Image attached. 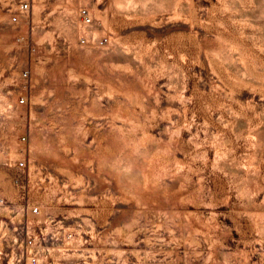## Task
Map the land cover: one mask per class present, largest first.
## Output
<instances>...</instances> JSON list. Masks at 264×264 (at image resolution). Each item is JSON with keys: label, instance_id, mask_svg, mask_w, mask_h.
I'll return each instance as SVG.
<instances>
[{"label": "rangeland", "instance_id": "1", "mask_svg": "<svg viewBox=\"0 0 264 264\" xmlns=\"http://www.w3.org/2000/svg\"><path fill=\"white\" fill-rule=\"evenodd\" d=\"M19 2L0 264L31 236L55 264H264V0H31L14 23Z\"/></svg>", "mask_w": 264, "mask_h": 264}, {"label": "built area", "instance_id": "2", "mask_svg": "<svg viewBox=\"0 0 264 264\" xmlns=\"http://www.w3.org/2000/svg\"><path fill=\"white\" fill-rule=\"evenodd\" d=\"M31 9V0H20L17 5L16 10L11 15V21L17 23L20 21L21 16H25ZM79 16L82 22L85 25H89L93 22V17L90 9L86 6H82L79 9ZM109 41L108 37H103L97 41L98 44L104 45ZM81 42L86 44L89 42L85 37L81 38ZM28 72H24V76H27ZM25 99L21 98L20 103H24ZM25 140V138H23ZM19 167H25V162L21 161L18 164ZM34 214H40V208L34 207L32 209ZM65 238H71L73 236L72 232H68L64 234ZM57 239V238H56ZM53 242V241H52ZM45 246L43 243L38 240L36 236H31L26 240L25 244V251H23L22 255L26 258V264H42V259L46 260L47 264H55L54 263V256L50 254V250L45 253L44 250Z\"/></svg>", "mask_w": 264, "mask_h": 264}]
</instances>
